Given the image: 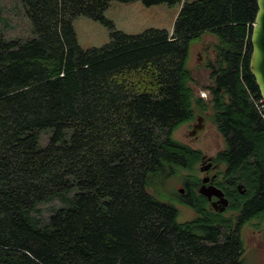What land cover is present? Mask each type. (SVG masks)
I'll return each instance as SVG.
<instances>
[{
  "label": "trees",
  "instance_id": "obj_1",
  "mask_svg": "<svg viewBox=\"0 0 264 264\" xmlns=\"http://www.w3.org/2000/svg\"><path fill=\"white\" fill-rule=\"evenodd\" d=\"M16 1L32 37L0 29V264H243V226L264 220V102L250 71L257 0H139L183 3L171 33L138 35L104 17L112 1L136 0ZM78 17L104 25L109 42L82 49ZM204 34L216 40L207 102L188 66ZM208 110L224 140L211 160L223 213L195 192L202 152L173 138ZM174 175L191 220L157 198Z\"/></svg>",
  "mask_w": 264,
  "mask_h": 264
},
{
  "label": "rangeland",
  "instance_id": "obj_2",
  "mask_svg": "<svg viewBox=\"0 0 264 264\" xmlns=\"http://www.w3.org/2000/svg\"><path fill=\"white\" fill-rule=\"evenodd\" d=\"M182 3L146 6L139 0L128 3L112 1L104 11V17L113 23L116 30L127 35H138L147 29H162L171 33ZM0 20V29L5 31V37L11 39L32 37L30 22L23 15L22 7L16 0H0ZM73 26L77 43L82 49L99 48L109 42V31L100 22L78 17L74 20ZM215 42V37L210 34H204L190 42L188 66L196 83L194 89L206 102L209 94L205 88L209 84V79L205 65L207 61L213 60L212 46ZM197 118H201L200 125L197 124V119L182 124L174 131L173 138L192 149L200 150L205 157L214 158L224 148V140L215 128L209 110L202 115L197 114ZM194 126H197L198 134L191 137L189 133ZM201 163L196 167V175L200 180L206 177L199 170ZM197 188L195 192H198ZM178 189H184L183 180L178 175L169 177L164 183H157L155 186L159 200L163 202L168 201V198L176 200L173 204L179 210V222L191 220L194 213L186 205L178 203ZM52 205L54 203L44 207L49 209ZM242 238L245 247L243 264H264V220L252 219L246 223L242 229Z\"/></svg>",
  "mask_w": 264,
  "mask_h": 264
},
{
  "label": "water",
  "instance_id": "obj_3",
  "mask_svg": "<svg viewBox=\"0 0 264 264\" xmlns=\"http://www.w3.org/2000/svg\"><path fill=\"white\" fill-rule=\"evenodd\" d=\"M257 14L255 22L251 29V46L252 54L250 58V71L255 78L256 84L259 88L260 95L264 102V0H257ZM201 118H197V124L200 125ZM197 125V126H198ZM197 126H194L193 130L189 133V136L196 137L198 134ZM211 157H205L199 168L200 172L207 174L212 169ZM210 178L204 177L201 179V186L198 188V194L211 201L212 197L216 198V201L210 203L211 208L214 211L222 213L228 206V200L224 197L223 192L216 188L214 185L209 184ZM238 190H241V186H238ZM184 189H178V194L182 195ZM243 193V191H241Z\"/></svg>",
  "mask_w": 264,
  "mask_h": 264
},
{
  "label": "flooded vegetation",
  "instance_id": "obj_4",
  "mask_svg": "<svg viewBox=\"0 0 264 264\" xmlns=\"http://www.w3.org/2000/svg\"><path fill=\"white\" fill-rule=\"evenodd\" d=\"M196 119H197V116H196ZM212 160V159H211ZM212 162V161H211ZM216 170H217V165H214L212 163V169L207 173L205 174L206 177L208 176L210 178L209 182L206 184V185H209V184H212L213 185V180L215 179L216 177ZM201 186V184H200ZM198 190V189H197ZM184 191H185V188H184ZM244 192V191H243ZM208 201V204L210 206V203L213 202V201H216V198L215 197H212L211 201L207 200ZM211 207V206H210ZM227 208V207H226ZM223 213V212H222Z\"/></svg>",
  "mask_w": 264,
  "mask_h": 264
},
{
  "label": "built area",
  "instance_id": "obj_5",
  "mask_svg": "<svg viewBox=\"0 0 264 264\" xmlns=\"http://www.w3.org/2000/svg\"><path fill=\"white\" fill-rule=\"evenodd\" d=\"M263 107V109H264V106H262Z\"/></svg>",
  "mask_w": 264,
  "mask_h": 264
}]
</instances>
